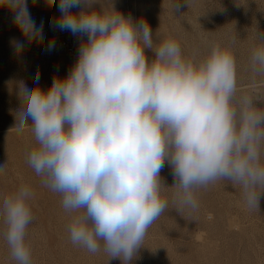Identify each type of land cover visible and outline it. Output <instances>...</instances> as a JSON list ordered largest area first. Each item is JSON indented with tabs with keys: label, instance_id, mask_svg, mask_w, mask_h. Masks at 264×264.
<instances>
[{
	"label": "clouds",
	"instance_id": "1",
	"mask_svg": "<svg viewBox=\"0 0 264 264\" xmlns=\"http://www.w3.org/2000/svg\"><path fill=\"white\" fill-rule=\"evenodd\" d=\"M179 7L175 0L174 11ZM0 8L12 13L25 41H43V24L37 26L27 0H0ZM58 8L52 26L87 40L66 78H54L46 91L21 84L22 107L12 129L34 134L27 163L44 187L61 196L70 242L130 264L168 210L162 193L169 187L160 177L165 162L172 168L177 209L196 212L199 190L226 180L240 188L249 209L259 210L264 108L258 105H264V93L256 81L264 80V32L255 31L252 83L245 91L235 37L209 41L205 54H185L171 35L155 43L147 22H133L112 0H59ZM10 43L23 53L24 41ZM54 46L49 41V50ZM5 168L0 166V176ZM33 195L21 181L0 201V232L16 264H32L27 237Z\"/></svg>",
	"mask_w": 264,
	"mask_h": 264
},
{
	"label": "rangeland",
	"instance_id": "2",
	"mask_svg": "<svg viewBox=\"0 0 264 264\" xmlns=\"http://www.w3.org/2000/svg\"><path fill=\"white\" fill-rule=\"evenodd\" d=\"M112 0L116 10L133 22H147L155 43L171 35L185 54L208 51L211 40L235 37L234 54L239 84L249 91L252 74L249 69L251 48L258 43L255 31L264 32V0ZM37 26L43 24L44 39L29 44L13 22L12 13L0 8V201L19 186L29 184L34 193L30 201L34 220L28 227L32 247V264H122L120 258H109L101 250L96 254L73 245L66 225L69 214L61 205V196L42 184L27 163L26 152L35 144L34 134L27 128L23 135L12 129L22 103L21 84L47 90L54 78L64 79L78 59L58 43V28L53 18L60 15L59 0L48 6L46 0H27ZM80 9H73L78 12ZM13 39L25 43L21 55L11 46ZM87 40L84 35L80 41ZM49 41L54 48L49 50ZM146 56L154 53L146 49ZM39 71V82H34ZM257 90L264 93V80L257 78ZM264 108V105H258ZM28 124L31 125L29 118ZM162 183L169 187L162 195L168 210L156 220L144 239L143 247L130 264H264V196L259 210L249 209L241 190L226 180L217 181L198 192L196 212L177 209L173 203L175 188L172 168L167 162L161 169ZM0 264H16L0 232Z\"/></svg>",
	"mask_w": 264,
	"mask_h": 264
},
{
	"label": "built area",
	"instance_id": "3",
	"mask_svg": "<svg viewBox=\"0 0 264 264\" xmlns=\"http://www.w3.org/2000/svg\"><path fill=\"white\" fill-rule=\"evenodd\" d=\"M57 40L61 47L69 54L73 55L78 53V49L81 44L79 35H73L69 31H61L59 29Z\"/></svg>",
	"mask_w": 264,
	"mask_h": 264
},
{
	"label": "bare ground",
	"instance_id": "4",
	"mask_svg": "<svg viewBox=\"0 0 264 264\" xmlns=\"http://www.w3.org/2000/svg\"><path fill=\"white\" fill-rule=\"evenodd\" d=\"M83 36H80V39H82Z\"/></svg>",
	"mask_w": 264,
	"mask_h": 264
}]
</instances>
